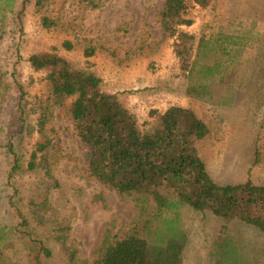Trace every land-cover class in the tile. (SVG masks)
<instances>
[{"label":"rangeland","instance_id":"374dc122","mask_svg":"<svg viewBox=\"0 0 264 264\" xmlns=\"http://www.w3.org/2000/svg\"><path fill=\"white\" fill-rule=\"evenodd\" d=\"M166 1L17 0L13 11L0 5V229H7L0 248L6 264H37L28 248L31 239L52 248L45 264H98L107 248L145 217L133 197L91 174V148L74 127L72 99L55 101L46 73L31 66L35 52L56 49L87 70L100 65L105 89H113L116 79L127 101L166 103L174 94L176 102L196 110L212 128L199 147L213 178L220 184L249 179L264 184V0H215L208 7L188 0L186 16L194 23L183 29L198 38L203 33L237 34L240 29L259 35L220 85L222 95L216 101L184 96L188 80L174 51L175 38L162 26ZM47 19L53 22L50 26ZM67 41L72 49L66 48ZM89 46L98 52L96 57L86 56ZM137 76L144 81H136ZM151 111L138 109L145 131L157 125ZM35 152L36 168L31 169ZM16 159L20 167L13 171ZM19 211L31 222L28 241L14 230ZM182 222L190 234L185 264H212L214 239L223 221L211 212L185 207ZM232 231L243 264H264V233L238 223Z\"/></svg>","mask_w":264,"mask_h":264},{"label":"trees","instance_id":"16d2710c","mask_svg":"<svg viewBox=\"0 0 264 264\" xmlns=\"http://www.w3.org/2000/svg\"><path fill=\"white\" fill-rule=\"evenodd\" d=\"M17 0H0L13 11ZM208 7L215 0H193ZM188 0H167L161 12L166 34L175 38L174 51L181 73L187 78L186 94L202 101H216L221 84L237 65L257 35L254 30L220 32L200 38L183 29L193 19L186 16ZM53 22L47 19L46 26ZM72 49L71 42H65ZM87 47L86 56L95 53ZM36 72H45L49 89L57 103L72 99L69 110L82 142L91 148L89 168L100 182L121 195L133 197L145 215L139 226L125 238L110 245L98 264H185L190 234L182 222V210L211 212L223 223L213 243L212 264H243L244 257L233 224H244L264 233V184L251 179L220 184L211 175L199 142L212 128L191 107L175 105L158 115L157 125L145 131L138 115L118 93L105 89L103 78L92 70L75 66L54 49L39 51L29 59ZM233 74V72H231ZM41 145L40 149L45 150ZM260 156V150L257 151ZM33 153L30 168H36ZM20 167L18 159L13 171ZM32 204L39 207L35 201ZM34 217L42 218L37 210ZM18 230L24 239L32 237L26 229L31 223L19 211ZM25 227V230L21 229ZM7 232L0 229L1 238ZM28 248L37 264L51 258L53 250L44 241L31 239ZM0 264H6L1 254ZM74 258V255H72Z\"/></svg>","mask_w":264,"mask_h":264},{"label":"crops","instance_id":"0c3cea01","mask_svg":"<svg viewBox=\"0 0 264 264\" xmlns=\"http://www.w3.org/2000/svg\"><path fill=\"white\" fill-rule=\"evenodd\" d=\"M96 55H98V52L97 51H95V53L91 57H89V58H94V57H96ZM98 66H99V69H98ZM98 66H96L94 69H91V70L94 71V72H96L97 74H99L103 78L104 83H105L106 82V79H104L105 78V75H103L102 67L100 65H98ZM114 76H115V74H114ZM115 78H116V76H115ZM137 80H143L144 81V79H141L139 76L136 77V81ZM120 83L121 82H119L118 84H120ZM113 84H114L113 89H110L109 91L110 92H113V93H118L119 96L121 97V99L126 103V105L132 111H134L138 115L139 119H140V116H139V113H138V109L139 108H147L150 111L152 110L151 111V116H153L156 119H158V115L164 114L172 106L180 105V106L188 107V106H186L185 104H183L181 102H176V99L174 98L175 97L174 94L170 96V99H168L166 103H161L158 100L148 101L149 103L147 101H144V103H141L140 100H138L136 98L134 100H132V99L129 100L128 99V101H127L126 99L123 98V95L121 94V91L123 89L117 87V85H116L117 84L116 79L113 82ZM155 90H154V92H156ZM170 91H171L170 93H173V91H175V90L174 89H171ZM183 93H184V96L185 97H187V98L189 97L186 94V85H185V87L183 89ZM136 100H138L139 102L137 103ZM149 116H150V114H149ZM140 121H141V119H140Z\"/></svg>","mask_w":264,"mask_h":264}]
</instances>
